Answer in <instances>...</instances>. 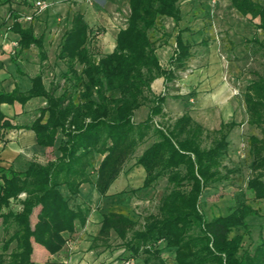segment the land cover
I'll return each instance as SVG.
<instances>
[{"label": "trees", "instance_id": "trees-1", "mask_svg": "<svg viewBox=\"0 0 264 264\" xmlns=\"http://www.w3.org/2000/svg\"><path fill=\"white\" fill-rule=\"evenodd\" d=\"M32 1L0 0V7H9L7 20L12 21L20 51L36 46L39 60L44 62L43 37L36 38L31 27L22 28L21 15L11 7L17 2L31 9ZM128 3L126 26L117 33L111 53L99 59L90 55L86 47L88 26L83 16L75 13L57 55L65 67L62 84L51 82L46 90L39 74L27 93L0 91V104L44 101L39 116L28 127L39 147H53L61 134L60 156L45 166L32 162L24 172L0 167L1 251L6 254L10 250L8 255H0V264H34L33 243L50 255L60 251L66 236L83 227L91 212L87 204L74 202L80 187L89 184L105 197L126 162L151 139L136 165L145 172L142 188H154L161 179L166 180L157 213L144 217L142 224L121 214H104L95 241L106 244L113 232L124 250V260L142 258L144 264H166L161 257L165 251L173 253V264H264V241L252 250L242 249L249 220L262 217L253 203L264 201V38L257 37V32L264 35V4L231 0L232 7L256 30L247 43L261 54L262 70L251 71L243 101L247 124L259 130L260 137L247 139L249 176L244 187L232 193V206L225 215L207 219L199 202L205 190L227 181L235 172L223 162L228 153L227 138L237 124L222 123L219 129L208 131L187 113L170 124L155 123V117H163L166 96L155 94L151 86L158 78L172 81L175 71L184 68L191 47L178 34L169 66L164 68L157 56L158 41L149 32L156 31L162 19L178 26V0ZM166 43L164 40L162 45ZM147 105V116L136 122V113ZM7 128L12 126L0 115V130ZM22 194L25 198L20 212L2 213L10 200ZM35 208L39 210L32 224Z\"/></svg>", "mask_w": 264, "mask_h": 264}, {"label": "rangeland", "instance_id": "rangeland-1", "mask_svg": "<svg viewBox=\"0 0 264 264\" xmlns=\"http://www.w3.org/2000/svg\"><path fill=\"white\" fill-rule=\"evenodd\" d=\"M61 1L62 0H33L32 3L34 6L25 16L23 15V19L21 20L23 23H30L28 26L32 28L33 35L36 38L40 36L43 37L46 61L40 62L38 56L39 51L36 46L33 45L29 48L30 50L27 52V56L33 65L31 66V71L38 68L46 84L50 83V81L54 85L62 84L61 74L65 71V67L63 63L57 59V55L64 32L70 27L73 14H81L83 20L88 26V42L86 47L88 48L90 55L95 59H99L100 57L109 54L112 49L115 33L118 30L125 28L129 16L128 0ZM192 1L193 0H180L178 6L182 10H185V8L188 7L185 21L187 24L185 23L184 26H186V28L189 27V29L192 27V32L189 38L190 45H188L191 47L190 53L193 54V57L190 58L189 61L187 59L188 62L184 65V68L175 71V81H169L166 83V89H168V91L164 90V92L168 95V97H166L168 98V101L165 100V103L162 106L163 117L157 116L154 121L157 124H170L181 115L187 113L199 125H201L200 123H203L205 118L201 111L196 110V106L198 105L197 94L199 92L196 90L194 84H189L188 80L194 75L197 69L204 67L205 57H202V54H200L201 49L214 46L219 55V59L222 62V81L223 83L228 84L227 87L230 88L231 91V96L227 99V104L234 109V113L231 117L228 116L227 123L234 121L237 126L233 128L227 138L229 141V147L227 156L223 162L224 165L235 172L230 174L227 181L218 183L205 190L199 202L200 210L203 211L207 219H210L215 216L225 215L228 212V209L232 206V193L237 187H244L246 179L249 176L248 165L250 163V158H248L247 139L252 135L260 137V134L259 130L247 124L243 95L245 87L251 79V71L262 70L260 66L261 54L259 51H256L255 47H252L251 49V46L247 43L248 40L252 39L256 32L253 24L247 19L246 21L250 23L252 33L240 32L235 27L232 18H230L229 15L226 17L218 16L216 13V7L219 5L220 0L198 1L197 4H199L198 6L200 8H193L191 6ZM259 1L264 4V0ZM38 2L46 4L47 8L39 10L37 7ZM16 3L14 2L11 6L15 9H20L19 7L21 6H18ZM205 3H209L210 8L212 9L210 13H208L207 9L204 7ZM198 9H200V12ZM0 11H2V8H0ZM36 16H39V20L35 19ZM7 19L8 16L6 21H8ZM34 24L35 27L33 28ZM195 24H199L200 27H197V30H199L197 33L199 32L198 35L203 39L202 44L200 43L198 45L195 44L193 40V36L196 34ZM149 33L153 39L158 41V59L164 68H166L167 57L173 53V50H175L173 40V37L176 34L175 27L170 19H162L157 30L154 32L150 31ZM161 34L167 36L162 37ZM257 37L261 40L264 38V35H262L261 32H257ZM17 40L18 38L15 37L10 40L12 50H10L9 53L12 57L16 58L18 57L16 49ZM164 40L167 41V43L162 45ZM195 58L199 61L194 62ZM197 62L200 63L198 64ZM50 85L51 83L49 84L48 89L50 88ZM188 87L190 89H188ZM40 101L42 102L43 100L41 99ZM180 101L184 103V106L179 104ZM185 103L187 104L185 105ZM41 106V103L34 104L33 107L36 116L38 115ZM228 112L226 111V114ZM147 114L148 105L141 108L136 113L135 121H142ZM201 126L204 127L203 124ZM151 142L152 139L139 146L135 154L126 162L119 174L121 175L123 173L125 176H128L134 185L140 183L141 173L144 172L142 167L143 172H140L141 168L136 165V159ZM1 146L2 142H0V147ZM96 160L99 163L100 157H97ZM41 162L44 164L45 160H41ZM46 164L47 163L42 166H45ZM165 188L166 180L161 179L153 188L157 192V198L149 199L146 203L135 206L133 214L137 217L138 224H142L144 217L147 215L157 213L158 203ZM24 198L25 195L22 194L21 199L10 200L13 204L12 209H16L14 204H18V202H21ZM248 198H250V195H248ZM74 202L77 204L83 203L76 199H74ZM253 206L254 208H259L262 217L249 220V228L246 235H244L245 238L242 243V249L252 250L256 245L264 241V201L253 203ZM38 210V208L34 209V218L36 217ZM9 211L10 210L7 209L2 213L6 214ZM2 245L3 233L0 219V255H8L10 250L6 254H2ZM12 246H14V244H12L11 247ZM115 247L118 246L116 245ZM163 253L167 252L165 251ZM163 257L166 264H173L172 252H168L167 256L164 254Z\"/></svg>", "mask_w": 264, "mask_h": 264}, {"label": "crops", "instance_id": "crops-1", "mask_svg": "<svg viewBox=\"0 0 264 264\" xmlns=\"http://www.w3.org/2000/svg\"><path fill=\"white\" fill-rule=\"evenodd\" d=\"M198 1L204 0H193L191 6L193 8H200L198 6L199 4H197ZM179 2L180 0H178V3ZM11 7L14 8L13 6ZM204 7L207 9L208 13L212 10L209 3H205ZM0 8H2V11H0V91L11 93L15 90L22 94L27 93L32 88V79L41 73L38 68L31 71V66L33 65L27 56V52L30 49L20 51L16 44L18 57H12L9 54L10 50H12L10 40H12L13 37H18L12 32V21H6L9 7L4 6ZM19 8L20 9L14 8V10L18 11L22 17L19 20V23L22 28H28L30 23H23L21 20L23 19V15L25 16L30 9L25 7ZM179 9L181 12V21L177 27L173 24L176 30V34L173 37L174 46H176L175 37L178 34L184 44L190 45L189 38L192 32V27L189 29V27L186 28V26H184L186 23L188 7H186L185 10H182L180 7ZM198 10L200 12V9ZM216 13L220 17H226L229 15L230 18H232L235 27L240 32L252 33L250 23L232 7L231 0H220L219 5L216 7ZM35 19L39 20V16H36ZM194 26L196 34L193 36V40L197 45L200 43L202 44L203 39L198 35L199 32L197 33V31H199L197 30V27L200 26L199 24H195ZM34 27L35 24L33 25V28ZM118 32L119 30L114 35L112 49L109 53L114 49L115 39ZM172 54L173 53L167 57L166 68L169 66L168 62ZM200 54H202V57H205L204 67L197 69L194 75L189 78L188 82L191 85L194 84L196 90L199 92L197 94L198 105L196 106V110L201 111L205 118L203 123L200 124L204 125L203 128L205 130L213 131L219 129L222 123H227L228 116L231 117L234 113V109L227 104V99L231 96V91L230 88L227 87L228 84L223 83L222 81V62L219 59L215 47L209 46L208 48H202ZM192 57L193 54L190 53L188 61ZM196 59L197 58H195L194 62L199 61ZM188 61L186 60L185 64ZM197 63L199 64L200 62ZM160 64L162 65L161 62ZM172 81H175V79ZM42 83L45 89L48 90L51 81L46 84L42 76ZM151 87L155 94H163L168 97L164 92V90L168 91V89H166V82H164L163 78L156 79ZM188 89L190 88L188 87ZM40 100L41 99H32L23 105L19 103L11 105L0 104V115L3 116L4 121L12 126V128L0 130L2 140V146L0 147L1 168L12 169L15 172H24L32 162L44 165L60 156L58 146L61 134H57L53 147L43 148L36 144L34 132L28 129V127H30L39 116V112L37 116L35 115L34 104L41 103L42 106L40 109L45 105L44 101L41 102ZM166 100L168 101V98H166ZM179 104L184 106V103L181 101ZM186 104L187 103H185V105ZM226 111L229 112L226 114ZM41 160H45V163L43 164ZM142 170L143 169L141 168L140 172L144 171ZM144 174V172L141 173L140 183L134 185L130 178L122 173L111 184L105 197H101L93 186L83 184L79 189L77 198L75 199L91 207V212L88 215L86 224L83 227H77L74 233L67 235L65 245L55 254L50 255L41 246L33 243L31 261L34 264H125L127 262L129 264H144L142 258L124 260V250L119 247L118 244H120V241L116 239V235L113 232H111L106 244L95 241L100 231L102 216L104 214H121L132 221H137V217L133 214L135 206L146 203L149 199L157 198V192L153 188H142ZM61 193L64 196H68L65 189H62ZM21 197L22 195L18 197V200L21 199ZM12 206V201H10L7 209L13 213L20 212V202L14 204L16 209H12ZM7 209H3L2 212ZM31 222L32 224L35 222L34 214L31 218ZM115 244L118 247H115ZM164 254L167 256L168 252H161L162 258H164Z\"/></svg>", "mask_w": 264, "mask_h": 264}, {"label": "built area", "instance_id": "built-area-1", "mask_svg": "<svg viewBox=\"0 0 264 264\" xmlns=\"http://www.w3.org/2000/svg\"><path fill=\"white\" fill-rule=\"evenodd\" d=\"M37 7H38L39 10H44L45 8H47V5L44 4V3L38 2L37 3ZM125 264H129V263L127 262Z\"/></svg>", "mask_w": 264, "mask_h": 264}]
</instances>
